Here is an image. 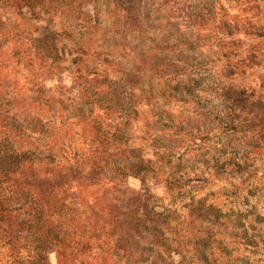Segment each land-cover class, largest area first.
Segmentation results:
<instances>
[{
  "label": "rangeland",
  "instance_id": "1",
  "mask_svg": "<svg viewBox=\"0 0 264 264\" xmlns=\"http://www.w3.org/2000/svg\"><path fill=\"white\" fill-rule=\"evenodd\" d=\"M92 165L140 215L119 254L264 264V0H0V199ZM57 205L55 225H91L74 193ZM32 242L0 235V264Z\"/></svg>",
  "mask_w": 264,
  "mask_h": 264
},
{
  "label": "trees",
  "instance_id": "2",
  "mask_svg": "<svg viewBox=\"0 0 264 264\" xmlns=\"http://www.w3.org/2000/svg\"><path fill=\"white\" fill-rule=\"evenodd\" d=\"M26 164L28 162H17L11 174L23 171ZM88 171L89 174L84 176L72 170L65 174L57 171L53 177L34 172L29 176L25 174L21 182L14 179V183L20 182L19 188L25 190L18 197L23 201L19 211L10 209L0 199V235L7 245L13 250L24 231L34 239L29 264H45L49 253L55 258V264H108L112 256V264H118L117 256H120L119 264H141L143 253L128 250L127 254L121 255L116 250L120 242L118 225L121 218L127 215L139 220L140 215L120 206L112 196L113 177L105 178L104 166L99 169L92 165L91 173L90 169ZM104 183L107 185L103 186ZM69 193L75 194L78 205H86L91 225H76L77 230H67L52 223L59 209L58 201L64 206ZM124 234L127 233L124 231Z\"/></svg>",
  "mask_w": 264,
  "mask_h": 264
}]
</instances>
